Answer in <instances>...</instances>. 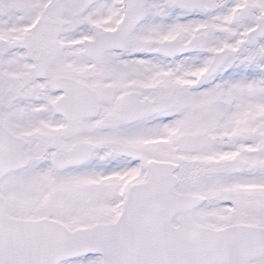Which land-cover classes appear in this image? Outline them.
Masks as SVG:
<instances>
[{
    "label": "snow or ice",
    "instance_id": "snow-or-ice-1",
    "mask_svg": "<svg viewBox=\"0 0 264 264\" xmlns=\"http://www.w3.org/2000/svg\"><path fill=\"white\" fill-rule=\"evenodd\" d=\"M0 264H264V0H0Z\"/></svg>",
    "mask_w": 264,
    "mask_h": 264
}]
</instances>
